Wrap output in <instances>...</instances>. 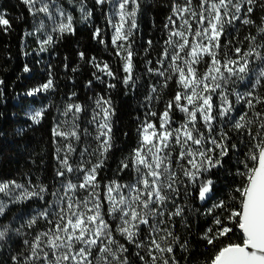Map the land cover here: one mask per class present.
I'll use <instances>...</instances> for the list:
<instances>
[{
	"label": "snow or ice",
	"instance_id": "1",
	"mask_svg": "<svg viewBox=\"0 0 264 264\" xmlns=\"http://www.w3.org/2000/svg\"><path fill=\"white\" fill-rule=\"evenodd\" d=\"M21 3L38 20L26 33L36 37L37 54L54 48L65 35H75L73 11L61 0ZM66 3L81 20H91L93 9L86 0ZM94 4L109 7L110 43L124 75L95 56L78 55L96 69L93 77L106 89H115L113 81L119 80L135 91L138 53L133 44L141 2ZM169 11L163 24L166 38L155 59L147 58L153 40L146 42L145 71L155 80L147 86L143 118L137 117L136 146L119 161L115 177L103 175L115 147L111 96L90 98L89 131L80 125L88 109L72 92L68 102L57 106L51 129L56 182L49 187L30 176L25 182L0 180V218L10 205L41 202L26 216L0 220V248L13 236L24 237L9 264H194L198 249L177 232L178 225L191 232L193 214L211 217L198 233L212 249L206 264H264V0H169ZM12 30L7 11L0 9V33ZM92 38L108 47L102 28L95 27ZM48 67L49 78L27 96L55 91ZM30 71L25 64L23 72ZM4 84L0 79V98ZM173 84V94L157 111ZM92 85L89 80L86 87ZM52 107L50 101L30 111L29 127L40 125ZM233 156L229 174L240 182L226 198H216L214 177L227 171ZM125 172L132 174L126 183L119 178ZM194 199L213 203L200 213L191 206ZM177 250L183 254L179 258Z\"/></svg>",
	"mask_w": 264,
	"mask_h": 264
},
{
	"label": "trees",
	"instance_id": "2",
	"mask_svg": "<svg viewBox=\"0 0 264 264\" xmlns=\"http://www.w3.org/2000/svg\"><path fill=\"white\" fill-rule=\"evenodd\" d=\"M88 7L93 9V16L90 21L84 22L80 18V13L74 11L66 0H61L70 11H73L75 18V35H65L54 48L47 52L39 53L35 36L26 35L38 24L29 14L27 7L21 0H0V9L6 10L13 23V30L8 34L0 33V79L5 81L3 85L4 95L0 98V180L16 179L25 182V177L30 176L33 182L39 179L40 182L51 187L55 181V169L57 160L55 159V145L51 135V129L58 117L57 106L62 107L68 102V97L72 92H76L74 98L83 104L88 111L81 114V128L93 130V126L87 121L90 119V109L93 107L92 97L99 93L110 95L115 108L113 116V137L115 147L109 154L107 166L103 175L107 178H114L119 161L126 156L137 143L136 128L137 117L143 118L145 108L144 96L147 94V86L154 81V77H149L145 71L146 42L153 40L151 56L147 58L155 59L163 46L166 32L163 24L170 14L169 0H140L141 11L138 15L139 29L135 31L133 48L138 55L134 59L136 65V75L139 77L135 91L126 88L119 80L115 89H106L104 84L99 83L93 77L96 69L92 68L86 60H81L78 53L84 52L87 57L95 56L100 61L108 62L114 69L118 70V75L123 77L121 70L122 61L114 54L110 40L112 29L108 25L106 16L109 14V7L97 6L94 0H86ZM259 16V13H257ZM95 27L103 29L104 39L108 47L99 44L92 38ZM243 35V33H242ZM25 53H29L25 55ZM27 64L31 71L23 72L24 65ZM49 65L55 83V91L46 94H39L34 97L26 95L27 91L45 82L49 78ZM67 65V68H65ZM78 71L73 72V68ZM89 80L93 81L91 88L86 87ZM175 85L166 90L161 104L156 106L157 111H161L163 103L173 94ZM51 101L53 107L49 110L46 118L40 125H32L27 119V114L35 108L46 105ZM176 114L177 119L180 118ZM24 129L23 134L17 132ZM127 133V135H125ZM79 151V149H78ZM235 156L227 161V171L221 169L214 177L217 181L216 187L219 190L216 198H226L231 188L240 182L238 177L230 175L234 171ZM121 182H129L132 179L130 172H125L119 177ZM0 199H4L0 195ZM213 203L201 205L198 200H193L191 206L199 209L200 213ZM41 202L28 201L23 204L10 205L3 222L13 220L21 214L25 216L38 210ZM191 222V232L178 225L177 232L182 238H188L194 249H198V255L194 264H206L210 258L212 249L206 247L203 241L199 240L198 233L209 226L211 217L202 214L189 216ZM21 221H17L20 223ZM24 237L13 236L7 244L0 248V264H9V256L21 248ZM29 239L31 237H28ZM183 254L177 250V257ZM181 264H185L181 260Z\"/></svg>",
	"mask_w": 264,
	"mask_h": 264
},
{
	"label": "rangeland",
	"instance_id": "3",
	"mask_svg": "<svg viewBox=\"0 0 264 264\" xmlns=\"http://www.w3.org/2000/svg\"><path fill=\"white\" fill-rule=\"evenodd\" d=\"M109 11H110V10H109ZM45 23H46V24H48V25H49V27L51 26L50 22H49V21H47L46 19H45Z\"/></svg>",
	"mask_w": 264,
	"mask_h": 264
},
{
	"label": "water",
	"instance_id": "4",
	"mask_svg": "<svg viewBox=\"0 0 264 264\" xmlns=\"http://www.w3.org/2000/svg\"><path fill=\"white\" fill-rule=\"evenodd\" d=\"M203 205H205V204H203Z\"/></svg>",
	"mask_w": 264,
	"mask_h": 264
}]
</instances>
